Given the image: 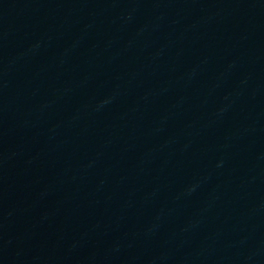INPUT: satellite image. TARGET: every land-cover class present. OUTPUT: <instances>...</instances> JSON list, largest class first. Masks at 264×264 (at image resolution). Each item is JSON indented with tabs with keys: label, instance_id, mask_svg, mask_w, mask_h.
<instances>
[{
	"label": "water",
	"instance_id": "obj_1",
	"mask_svg": "<svg viewBox=\"0 0 264 264\" xmlns=\"http://www.w3.org/2000/svg\"><path fill=\"white\" fill-rule=\"evenodd\" d=\"M0 264H264V0H141Z\"/></svg>",
	"mask_w": 264,
	"mask_h": 264
}]
</instances>
